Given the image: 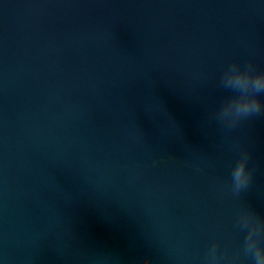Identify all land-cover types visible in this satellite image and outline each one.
<instances>
[{
    "label": "water",
    "instance_id": "1",
    "mask_svg": "<svg viewBox=\"0 0 264 264\" xmlns=\"http://www.w3.org/2000/svg\"><path fill=\"white\" fill-rule=\"evenodd\" d=\"M233 63L264 71V0H0V264H255L264 115L215 118Z\"/></svg>",
    "mask_w": 264,
    "mask_h": 264
},
{
    "label": "clouds",
    "instance_id": "2",
    "mask_svg": "<svg viewBox=\"0 0 264 264\" xmlns=\"http://www.w3.org/2000/svg\"><path fill=\"white\" fill-rule=\"evenodd\" d=\"M220 83L223 88L235 93L216 113L215 118L221 124L231 127L242 120L264 115V71L257 72L251 63L246 66L233 63L225 70ZM249 159V153L242 152L232 169L231 184L234 193L248 188L252 182L253 171L249 168ZM237 222L248 229L244 239V253L251 255L255 264H264V223L249 226L247 221L243 224ZM221 259L218 244L212 245L208 252L209 264H219ZM229 264H234V261Z\"/></svg>",
    "mask_w": 264,
    "mask_h": 264
}]
</instances>
